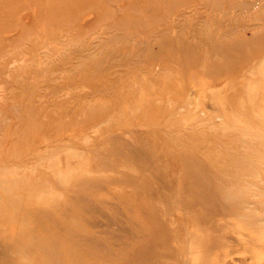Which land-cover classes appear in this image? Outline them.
Wrapping results in <instances>:
<instances>
[{
  "label": "rangeland",
  "instance_id": "1",
  "mask_svg": "<svg viewBox=\"0 0 264 264\" xmlns=\"http://www.w3.org/2000/svg\"><path fill=\"white\" fill-rule=\"evenodd\" d=\"M0 214L18 264H264V0H0Z\"/></svg>",
  "mask_w": 264,
  "mask_h": 264
},
{
  "label": "bare ground",
  "instance_id": "2",
  "mask_svg": "<svg viewBox=\"0 0 264 264\" xmlns=\"http://www.w3.org/2000/svg\"><path fill=\"white\" fill-rule=\"evenodd\" d=\"M30 188V187H29ZM31 198V197H30ZM32 199V198H31ZM49 203V202H48ZM52 203V202H51ZM15 202H12L10 205L12 208H14V212L15 214H13V216L11 217L12 221L15 222V223H19L20 222V210L18 209V207L15 206ZM49 206V205H48ZM17 208V209H16ZM49 212V211H48ZM1 217H3V214H0ZM2 224H0V227H1ZM36 227V226H35ZM24 231V230H23ZM26 231V230H25ZM24 231V232H25ZM9 233V232H8ZM26 233V232H25ZM15 238V237H14ZM34 238V237H33ZM8 240V239H7ZM51 253H54V252H51ZM10 255L7 253V249L6 248H3L1 245H0V264H18V263H15L12 259H8L7 256ZM54 263L57 261V260H53ZM57 263V262H56Z\"/></svg>",
  "mask_w": 264,
  "mask_h": 264
}]
</instances>
